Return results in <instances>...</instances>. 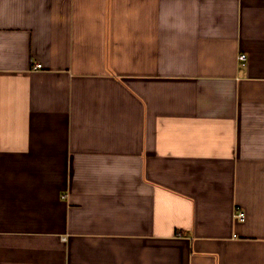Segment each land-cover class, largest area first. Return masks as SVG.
I'll use <instances>...</instances> for the list:
<instances>
[{
    "label": "crops",
    "instance_id": "crops-1",
    "mask_svg": "<svg viewBox=\"0 0 264 264\" xmlns=\"http://www.w3.org/2000/svg\"><path fill=\"white\" fill-rule=\"evenodd\" d=\"M0 264H264V0H0Z\"/></svg>",
    "mask_w": 264,
    "mask_h": 264
},
{
    "label": "built area",
    "instance_id": "built-area-1",
    "mask_svg": "<svg viewBox=\"0 0 264 264\" xmlns=\"http://www.w3.org/2000/svg\"><path fill=\"white\" fill-rule=\"evenodd\" d=\"M239 60L243 63V62H246L247 60V57L246 55L242 54L239 56ZM42 69V65L40 64H37L35 67H34V70H41ZM235 218L236 220L238 221H244L245 220V213L242 212V211H238L236 212L235 214Z\"/></svg>",
    "mask_w": 264,
    "mask_h": 264
}]
</instances>
